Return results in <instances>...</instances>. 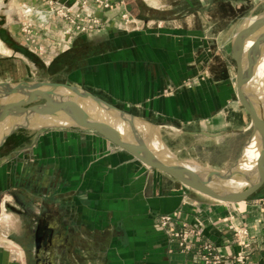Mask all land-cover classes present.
Wrapping results in <instances>:
<instances>
[{
	"label": "crops",
	"instance_id": "obj_1",
	"mask_svg": "<svg viewBox=\"0 0 264 264\" xmlns=\"http://www.w3.org/2000/svg\"><path fill=\"white\" fill-rule=\"evenodd\" d=\"M16 1L35 9H49L52 1L95 16L101 25L69 34L68 22L53 15L44 26H33L35 42L26 44L44 49L47 60L40 63L26 46L31 61L19 56L6 62L23 60L30 75L7 68L0 83L79 86L139 117L138 134L148 144L158 137L164 154L217 171L236 161L252 121L238 98L232 44L252 18L263 15L255 8L262 0H123L110 9L94 0ZM24 44L22 39L17 47ZM263 188L247 200H217L96 130L74 123L26 125L0 143V264H28L25 241L38 264L25 216L7 210L4 200L18 210L34 205L37 215L43 212L58 227L52 247L39 252L41 264H203L156 225L162 214L176 216L174 227L186 222L201 229L202 238L218 247L221 264H233L239 255L242 264H264ZM235 229L247 234L239 237Z\"/></svg>",
	"mask_w": 264,
	"mask_h": 264
},
{
	"label": "water",
	"instance_id": "obj_2",
	"mask_svg": "<svg viewBox=\"0 0 264 264\" xmlns=\"http://www.w3.org/2000/svg\"><path fill=\"white\" fill-rule=\"evenodd\" d=\"M248 41L251 43L249 44ZM18 48L25 55L28 54L25 47L19 46ZM263 50L264 14L254 18L249 25L241 29L236 34L232 44V55L237 62L238 98L249 113L252 122L249 137L238 158L228 170H207L201 166H192L186 161H181L171 153L157 154L151 149L148 142L140 137L134 127V123L139 120V117L107 102L85 88L59 82L19 81L0 83V95L4 90L10 94H18L12 100L5 101L0 96V121L8 115L14 121L3 135L0 143L14 130L26 126L19 122L18 117L25 119L30 116L62 114L73 119V123L76 125L98 131L116 145L131 152L148 166L174 176L189 188L225 202L247 200L264 186V104L258 99L256 93L248 87L254 77ZM63 89H67L69 92L66 93L62 91ZM79 99H88L126 121L130 125L127 134H122L106 120L91 116L78 101ZM130 135L135 137L136 142L129 139ZM254 139L259 143L260 152L255 159L254 167L245 169L242 166L243 155L247 146ZM234 180H242L244 184L234 185ZM39 181L38 178L37 182L41 184ZM57 185V183H52V187L56 188ZM25 189L26 194H29L30 184ZM14 198L16 202L24 203L18 193H14ZM7 205L15 208L11 205V201L4 200V207ZM32 214L38 216L34 211ZM57 228L51 226L46 217L39 218L38 222L33 224L31 233L38 251V264L44 261L39 256L41 248L47 252L54 244L55 239L59 237L60 233L57 232Z\"/></svg>",
	"mask_w": 264,
	"mask_h": 264
},
{
	"label": "built area",
	"instance_id": "obj_3",
	"mask_svg": "<svg viewBox=\"0 0 264 264\" xmlns=\"http://www.w3.org/2000/svg\"><path fill=\"white\" fill-rule=\"evenodd\" d=\"M83 2L86 3V0H84ZM94 2L102 8L110 9L122 3L123 0H94ZM51 3H54V5L50 6L49 9H35L31 7H28L26 9H33L35 11L37 10V12L39 13H47V19L45 21L41 20L42 23H48V17L52 14L60 16L66 22H68V27L66 30L69 34H73L76 32H90L101 25V20L95 16L86 15L79 11L74 12L70 7L60 5L52 1ZM122 17L125 19V21L129 19L127 12H124L122 14ZM27 41L30 43H34V35H28ZM39 50L42 51L43 49L40 47ZM155 223L159 228L163 229L171 236L172 240L176 243V247L181 252L196 253L200 257L203 264L222 263L224 258L219 253L218 247L214 243L206 241L202 238L201 229L193 228L186 222L181 223L180 227H174V224L176 223V216L174 214L159 215L156 218ZM235 233L240 237V235H246L247 230L235 229ZM242 262V256L239 255L237 257H233V264H242Z\"/></svg>",
	"mask_w": 264,
	"mask_h": 264
},
{
	"label": "bare ground",
	"instance_id": "obj_4",
	"mask_svg": "<svg viewBox=\"0 0 264 264\" xmlns=\"http://www.w3.org/2000/svg\"><path fill=\"white\" fill-rule=\"evenodd\" d=\"M32 11H34V13L36 14L37 19H40L42 21H45L47 19V15H48L47 13H45V12L39 13V12H37V10L35 11V10L27 9V10H25V14L30 13ZM252 20H253V18H252ZM250 21H251V19H250ZM248 43L250 44L251 41H248ZM0 51L4 54H10L12 52L11 49H8L4 45V43L2 42L1 39H0ZM248 87L250 90H252L254 93H256L258 99H260V101H262V103L264 104V50H263L262 54L260 55V58L258 61V66L255 69L254 77L251 80ZM62 91L66 92V93L69 92L67 89H63ZM3 94H5V95H3ZM17 95L18 94H15V93L10 94L9 92H6L4 90V92L0 96H2L3 97L2 99H4V101H5V100H12L13 98L17 97ZM79 102L81 103V105L86 109V111L91 116H93L95 118H101V119L106 120L107 122H109L110 124L115 126L122 134H127L128 129H130V125L128 123H126V121L120 119L119 117H117L114 114L109 113L106 109L96 105L92 101H90L88 99L87 100L81 99ZM41 116H43L47 120L39 121L36 123L30 122L28 120L29 117H26L25 119H24V117H18V120H19V122H22L24 124H33L34 126L49 124L50 123L49 120H53L55 122V123L51 122L50 124H71V123H73V119H71L67 116H64L62 114L53 115V116H51V115H41ZM13 122H14L13 119L11 120V116H9V115L5 119H1V121H0V140L2 139L5 132L11 127ZM149 146L157 154H159V155L164 154L165 147L158 137H155V138L153 137L151 139V141H149ZM259 152H260L259 143L256 139H254L247 146L245 153L243 155V159H242L243 160L242 161L243 168H245V169L253 168L254 163H255V159L259 155ZM234 183H235L234 185L244 184V182L242 180H234Z\"/></svg>",
	"mask_w": 264,
	"mask_h": 264
},
{
	"label": "rangeland",
	"instance_id": "obj_5",
	"mask_svg": "<svg viewBox=\"0 0 264 264\" xmlns=\"http://www.w3.org/2000/svg\"><path fill=\"white\" fill-rule=\"evenodd\" d=\"M256 1H258V0H256ZM252 3H253L252 5H256V2H252ZM49 5L52 6V5H54V3H50ZM28 7L34 8L33 6L28 5V4L19 5L16 0H0V39L2 40V42L4 43V45L8 49L12 50V52L10 54H4L0 51V71H3L7 68L8 69L21 68L19 71H17V74L20 76H25V77H28L26 75H30V74L29 73L27 74V73H25V71H23L22 68L25 67L24 66L25 62H23V60H20L19 65H18L17 63H15V64H13L11 62L7 63L6 59H14V58L19 59V56H20V57H23L24 59H26L28 61H31L30 57L25 55V53H23L18 47H17L18 49H14L7 42L9 37L7 38V36H5V34L2 35V32L7 31L9 34L8 36L11 37L9 39H12V41L15 42L16 44H19V43L21 44L22 39H24V43H25L24 47L27 46L26 48L30 49L29 51L31 53H33L32 55L40 63L47 60L45 58L47 55H46V51L44 49L41 51V50L36 49L34 47L30 48V46H28L26 44L27 36L30 34H33V35L35 34L33 32V26H36V25L37 26H44L45 24H47V23H42L41 20L37 19L34 11L25 14V10H27L26 8H28ZM255 8H256L257 14H264V0L259 2L255 6ZM31 10H33V9H31ZM53 15L57 16L56 14H52L51 16L48 17L49 21H50V19H53V17H52ZM243 20H245V19L243 18ZM15 31L16 32L18 31V33H16ZM19 31H22V35H21V33H19ZM77 33H81V32H77ZM23 58H20V59H23ZM3 61L6 62V66L3 64ZM32 74H36V73H32ZM2 77H4V75H2ZM2 77L0 76V79H2ZM29 118H28V120L30 122H33V123L43 121V120H47L43 116H30ZM49 121H50V123L51 122L55 123L53 120H49ZM25 125L34 126L33 124H25ZM168 137L170 138V135H168ZM189 142L192 143V140L188 141V143ZM200 151H201L200 156L204 155V153H206V147L201 145Z\"/></svg>",
	"mask_w": 264,
	"mask_h": 264
},
{
	"label": "flooded vegetation",
	"instance_id": "obj_6",
	"mask_svg": "<svg viewBox=\"0 0 264 264\" xmlns=\"http://www.w3.org/2000/svg\"><path fill=\"white\" fill-rule=\"evenodd\" d=\"M5 34V36H7V38L9 37V38H11L10 36H8L9 34H8V32L6 31V32H2V35H4ZM8 38V43L14 48V49H17V44L15 43V42H13L12 41V39H9ZM44 63V62H43ZM53 65H57V60H55L54 62H53ZM51 67H48V70L50 69ZM2 197L3 196H1V199H2ZM0 199V200H1ZM16 200V199H15ZM11 205L13 206V207H15L16 208V206H14V204H12L11 203ZM5 208L7 209V210H16V211H18L17 210V208L15 209V208H11V207H9L8 205L7 206H5ZM25 210H21V212H19V213H21L22 215H24L25 216V225H27V227L30 229V231H31V228H32V226H33V224L34 223H37L38 222V220H39V218H42V217H45V215H44V213L42 212L40 215H38V216H34L32 213H33V210H35V206L34 205H27L25 208H24ZM36 214V213H35ZM15 237H16V235H15ZM26 237V236H25ZM24 240H25V238H24ZM29 243V242H28ZM28 243H27V241H25L24 243H22V245H23V247H24V249H25V251L27 252V254H28V256H27V259H28V264H36V261H35V259L33 258V256L32 255H30V252H32V243L30 244L29 243V245H28ZM42 249V248H41ZM32 254V253H31Z\"/></svg>",
	"mask_w": 264,
	"mask_h": 264
}]
</instances>
